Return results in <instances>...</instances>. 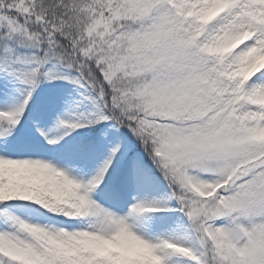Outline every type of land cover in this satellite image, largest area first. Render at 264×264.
<instances>
[{
    "label": "snow or ice",
    "instance_id": "obj_1",
    "mask_svg": "<svg viewBox=\"0 0 264 264\" xmlns=\"http://www.w3.org/2000/svg\"><path fill=\"white\" fill-rule=\"evenodd\" d=\"M0 264H264V0H0Z\"/></svg>",
    "mask_w": 264,
    "mask_h": 264
},
{
    "label": "trees",
    "instance_id": "obj_2",
    "mask_svg": "<svg viewBox=\"0 0 264 264\" xmlns=\"http://www.w3.org/2000/svg\"><path fill=\"white\" fill-rule=\"evenodd\" d=\"M41 87H45L44 85H42ZM68 88H69V90L71 89V86L69 85V86H67ZM128 135H130V133L128 134Z\"/></svg>",
    "mask_w": 264,
    "mask_h": 264
},
{
    "label": "rangeland",
    "instance_id": "obj_3",
    "mask_svg": "<svg viewBox=\"0 0 264 264\" xmlns=\"http://www.w3.org/2000/svg\"><path fill=\"white\" fill-rule=\"evenodd\" d=\"M80 131H84V130H80Z\"/></svg>",
    "mask_w": 264,
    "mask_h": 264
}]
</instances>
